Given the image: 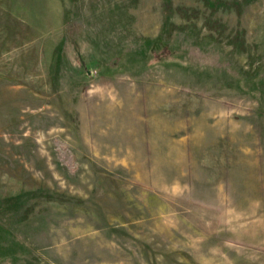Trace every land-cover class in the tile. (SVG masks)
Instances as JSON below:
<instances>
[{
  "label": "rangeland",
  "instance_id": "1",
  "mask_svg": "<svg viewBox=\"0 0 264 264\" xmlns=\"http://www.w3.org/2000/svg\"><path fill=\"white\" fill-rule=\"evenodd\" d=\"M0 264H264V0H0Z\"/></svg>",
  "mask_w": 264,
  "mask_h": 264
}]
</instances>
